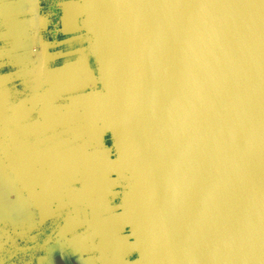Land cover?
I'll use <instances>...</instances> for the list:
<instances>
[{
  "label": "water",
  "instance_id": "1",
  "mask_svg": "<svg viewBox=\"0 0 264 264\" xmlns=\"http://www.w3.org/2000/svg\"><path fill=\"white\" fill-rule=\"evenodd\" d=\"M142 264H264V0H77Z\"/></svg>",
  "mask_w": 264,
  "mask_h": 264
},
{
  "label": "crops",
  "instance_id": "2",
  "mask_svg": "<svg viewBox=\"0 0 264 264\" xmlns=\"http://www.w3.org/2000/svg\"><path fill=\"white\" fill-rule=\"evenodd\" d=\"M0 24L33 50L26 75L55 98L52 115L68 149L56 154L77 155L58 166L64 179L31 182L29 191L15 181L13 201H0V264H142L111 169L77 0H0Z\"/></svg>",
  "mask_w": 264,
  "mask_h": 264
},
{
  "label": "rangeland",
  "instance_id": "3",
  "mask_svg": "<svg viewBox=\"0 0 264 264\" xmlns=\"http://www.w3.org/2000/svg\"><path fill=\"white\" fill-rule=\"evenodd\" d=\"M17 40L0 24V201L7 203L14 199L15 181L29 191L31 182L62 180L65 158L77 159V155L56 154L68 149L63 125L55 123L52 115L55 98L45 90V83L39 87L26 75L27 57H34L33 50L26 52L27 45Z\"/></svg>",
  "mask_w": 264,
  "mask_h": 264
},
{
  "label": "bare ground",
  "instance_id": "4",
  "mask_svg": "<svg viewBox=\"0 0 264 264\" xmlns=\"http://www.w3.org/2000/svg\"><path fill=\"white\" fill-rule=\"evenodd\" d=\"M60 157V156H59ZM61 158V157H60ZM33 173V172H32ZM48 183V182H47ZM44 185V184H43ZM35 187V186H34ZM40 200V199H39Z\"/></svg>",
  "mask_w": 264,
  "mask_h": 264
}]
</instances>
